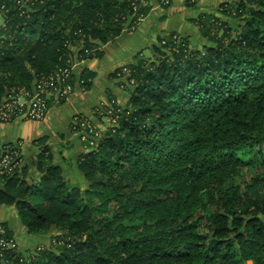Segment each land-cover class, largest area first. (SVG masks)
<instances>
[{
	"label": "trees",
	"instance_id": "obj_1",
	"mask_svg": "<svg viewBox=\"0 0 264 264\" xmlns=\"http://www.w3.org/2000/svg\"><path fill=\"white\" fill-rule=\"evenodd\" d=\"M149 1L29 0L22 13L17 0H0L8 10L0 103L76 59L98 57L99 44L132 29ZM219 9L223 16L193 20L202 50L174 31L158 37L152 59L112 75L130 100L122 108L109 93L116 124L95 146L83 142L82 195L46 150L39 183H28L25 166L0 175V204L17 208L27 233L59 232L51 247L23 251L4 224L15 246L0 264H264V162L245 160L264 155V0H225ZM94 77L84 70V90ZM255 169L262 173L250 192L241 179ZM93 194L96 201L85 198Z\"/></svg>",
	"mask_w": 264,
	"mask_h": 264
},
{
	"label": "crops",
	"instance_id": "obj_2",
	"mask_svg": "<svg viewBox=\"0 0 264 264\" xmlns=\"http://www.w3.org/2000/svg\"><path fill=\"white\" fill-rule=\"evenodd\" d=\"M202 2L203 0H200L191 7L186 5V0H173L169 7H165L161 0H150V10L136 29H125L114 40L99 44L98 57L75 60L74 94L68 100L52 99L49 115L44 121H0V144L21 143V167L25 166L26 170H20L25 174L24 177H27L26 180L34 173L44 150L47 151L46 159L50 160L47 157H51L53 164L59 166L67 162L69 157H73L72 152H83L85 145L72 130L75 117L84 116L97 124V106L107 103L109 93L117 96V91L122 89L116 78L112 77L115 71L133 63L135 51L150 50L159 36L174 31L188 34L196 29L193 20L203 13L200 11ZM85 69L95 73L93 85L88 90H84L80 85ZM0 221L6 223L15 236L20 235L22 231L27 232L19 211L13 205L0 204Z\"/></svg>",
	"mask_w": 264,
	"mask_h": 264
},
{
	"label": "built area",
	"instance_id": "obj_3",
	"mask_svg": "<svg viewBox=\"0 0 264 264\" xmlns=\"http://www.w3.org/2000/svg\"><path fill=\"white\" fill-rule=\"evenodd\" d=\"M173 0H162L164 5H170ZM195 0H191L194 2ZM24 8L22 13L30 12L29 0H17ZM146 3H144L145 5ZM7 7H0L1 28L6 27L5 17ZM144 17H140L132 29L136 28ZM60 69L47 77H43L36 81L32 88H18L12 94L7 96V99L0 103V121L10 122L14 120H33L44 121L50 112L52 99L68 100L75 92L73 84V67ZM123 72L128 73L129 70ZM133 82V81H132ZM102 105V108L103 109ZM105 107V106H104ZM105 111L104 117H107L106 128H98V126L89 118L77 116L73 124L81 121V126H73V131L79 136L82 142L89 144L91 147L96 145L98 139L102 137V132L108 127L116 124V118H113V109ZM21 143L0 144V175H12L20 167L21 158ZM6 228L4 223L0 222V255L7 249L14 248L15 242L12 239H7Z\"/></svg>",
	"mask_w": 264,
	"mask_h": 264
},
{
	"label": "rangeland",
	"instance_id": "obj_4",
	"mask_svg": "<svg viewBox=\"0 0 264 264\" xmlns=\"http://www.w3.org/2000/svg\"><path fill=\"white\" fill-rule=\"evenodd\" d=\"M228 1H232V0H228ZM172 2H171V4H172ZM223 2H225V0H203V2L200 4V7H201L200 11L211 13V14H216L218 16H223L222 13L219 11L221 9V8L219 9V6L222 5ZM225 20H229L228 17H225ZM230 20H231V18H230ZM194 26L196 27V29H193V31L188 33V34H182V36L188 35L190 37V43H191L192 47L196 48L198 50H202V43L205 40L203 39V36L200 33L198 26H196V24ZM155 44L158 45L159 42H156ZM134 54H135V59H133V63H131V64H136L138 59H140V58L152 59L155 55V52L153 50V46H151L150 50L149 49H145V50L142 49L140 51H135ZM129 65L130 64L122 66V67H120V69H122V71L128 70ZM116 95L117 96H115V99L117 101V105L121 106L122 108L126 107L129 100H130V92H128L126 90L122 91V89H121L120 91H117ZM102 105H104L105 107H108L110 110L113 108L112 107L113 105L110 103L109 97H108L107 103H100L97 106V110L95 112H96L98 119L100 121L98 120L96 125L98 126V128L103 129V128H106L107 117H104L105 111H103V109H101ZM260 151L261 150H259L258 152H256L255 150L252 151V153L250 155L251 158L248 156L245 157V160L247 159L246 162L255 163L256 166L260 165L262 162H264V155H261ZM86 152H88V149L86 147L83 148L82 153L74 151L71 153V155H73V157H69L67 159V162H63L60 164L63 175L65 176V179L67 180L69 185L73 184V185L78 186L81 190L80 191L81 195L84 191H86L88 189V180H87L86 176L84 175V172H82L79 168L81 155L86 153ZM261 173H262V171L257 170V169H255L253 171L246 170V175L243 176L241 180H247L248 184L250 183V186H253L249 189L250 192L252 190H255L254 188H256V186L253 183V179H254L253 177H255L256 174H261ZM42 175L43 174L38 170V167H36V169L34 170V173L31 174V177L27 181H28V183H30V185L37 184V183H39ZM26 179H27V177H26ZM85 198H87L91 202H94L97 200V195L93 194V195L85 196ZM0 222H2V221H0ZM200 231L201 232L207 231V226H206L205 221L201 224ZM12 234H13V238L17 244V247L19 249H21L23 251H33L36 249H41L42 246L51 247L52 242L53 241L55 242V238H56V236L59 235V232L56 229H52L47 233L39 234V235H32V234L29 235V233L27 234V232H24V231H22V233L20 235H17V236H15V234L13 232H12Z\"/></svg>",
	"mask_w": 264,
	"mask_h": 264
}]
</instances>
